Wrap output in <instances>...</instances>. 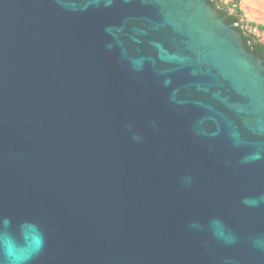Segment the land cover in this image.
Here are the masks:
<instances>
[{"label": "water", "instance_id": "water-1", "mask_svg": "<svg viewBox=\"0 0 264 264\" xmlns=\"http://www.w3.org/2000/svg\"><path fill=\"white\" fill-rule=\"evenodd\" d=\"M0 264H264V64L207 0H0Z\"/></svg>", "mask_w": 264, "mask_h": 264}, {"label": "trees", "instance_id": "trees-1", "mask_svg": "<svg viewBox=\"0 0 264 264\" xmlns=\"http://www.w3.org/2000/svg\"><path fill=\"white\" fill-rule=\"evenodd\" d=\"M210 6L213 9H216L219 16L224 18L226 23L235 24V29L241 36L242 42L250 53L256 55L258 58L263 59L264 63V45L260 43L252 34H248L242 27L243 22L240 23L242 16V10L240 8L241 0H232L231 2L225 4L221 0H207ZM232 9L231 14L228 13V9ZM249 27H255L254 23H246ZM259 30H262L263 27L258 25L256 26Z\"/></svg>", "mask_w": 264, "mask_h": 264}, {"label": "rangeland", "instance_id": "rangeland-1", "mask_svg": "<svg viewBox=\"0 0 264 264\" xmlns=\"http://www.w3.org/2000/svg\"><path fill=\"white\" fill-rule=\"evenodd\" d=\"M225 4L232 0H221ZM240 8L242 10V16L240 23L243 22L241 27L248 33L252 34L256 40L264 45V0H241ZM233 10L228 9V13L231 14ZM246 23H254L256 26L260 25L263 27L259 30L256 26L249 27Z\"/></svg>", "mask_w": 264, "mask_h": 264}, {"label": "flooded vegetation", "instance_id": "flooded-vegetation-1", "mask_svg": "<svg viewBox=\"0 0 264 264\" xmlns=\"http://www.w3.org/2000/svg\"><path fill=\"white\" fill-rule=\"evenodd\" d=\"M208 2V1H207ZM209 4V3H208ZM210 5V4H209ZM216 10V9H215ZM225 20V19H224ZM226 22V21H225ZM231 25H234V27H235V24H231ZM264 64V63H263Z\"/></svg>", "mask_w": 264, "mask_h": 264}]
</instances>
